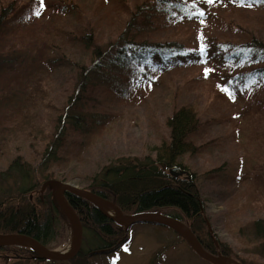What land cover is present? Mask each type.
Here are the masks:
<instances>
[{
    "label": "rangeland",
    "instance_id": "obj_1",
    "mask_svg": "<svg viewBox=\"0 0 264 264\" xmlns=\"http://www.w3.org/2000/svg\"><path fill=\"white\" fill-rule=\"evenodd\" d=\"M0 1L3 4L15 1L18 7L13 24L20 22L19 28L23 29L6 37L8 42L16 41L18 46L25 45L31 49L23 39L38 41L50 27L51 16L57 13L61 21H68L75 37L81 31L91 32L100 52L108 50L121 34L135 42L130 50L134 64L126 70L117 64L108 65L107 79L100 76L91 78L84 101L79 104L81 110L67 111L69 115L79 116L81 124L90 117L98 125L86 127L80 124L78 134L69 135L75 141L68 145L67 159L53 162L51 167L50 158L46 155L50 146L48 136L57 129L50 124V108L40 106L33 125L32 120L23 122L20 115L4 120L2 114L8 115L10 110L0 109V174H3L0 177V199L23 191L30 201L35 200L37 189L32 192L28 189L36 180L41 184V176L50 171L54 172L55 180L84 188L110 165L120 166L127 159L132 164L141 163L145 157L154 159L155 148L168 140L166 119L180 106L194 105L202 111L201 120H208L210 124L194 137V143L202 146L199 152L190 158H179L178 163L192 175L191 180L199 189L203 213L212 228V236L229 248L238 261L264 264V248H257L255 235L246 229L249 222L264 219V189L258 187L254 179L264 157V119L248 114L241 117L239 114L256 94L263 92L264 98V77L251 78L243 87L236 88V93L232 89L220 90V82L214 86L211 83L216 80L214 72L236 74L244 60L234 67L229 62L210 58V54L207 63L205 53L197 56L195 50L204 44L201 41L235 40L237 34L227 33V26L242 29L245 35L247 31L253 32L254 38L264 41L262 8L229 0H182L185 5L180 10L170 8L167 16L145 20L148 16L142 12L134 15L145 0H79V8L72 10L69 16L59 15L63 3L69 0ZM37 11L39 15L35 14ZM178 11L180 14L176 13ZM132 18L137 20L134 19L129 26L127 22ZM26 27L32 33L25 31ZM166 39L175 40L188 57L179 64L180 68L162 76L156 70L162 69V55L154 56L151 63L145 57L155 49L152 45ZM20 52L6 54L5 59L16 58ZM64 54L68 56V62L51 70L54 72L41 69L49 82L47 100L57 108H62L66 98L75 91L80 77L77 68L89 67L94 60L91 50L82 49L77 39L66 45ZM261 114L264 115V111ZM110 117L114 122L107 128L105 122ZM254 130L256 139H252ZM18 156L26 164L24 179L15 176L13 171L5 174L7 164ZM256 192L259 193L257 197L254 196ZM163 213L173 214L170 210ZM65 221L46 245L48 249L62 252L74 242L71 223ZM128 230L130 241L127 244L117 253L93 258L91 264H208L174 232L148 224H135ZM24 256L28 259L22 264H48L35 263L28 254ZM0 264L19 263L0 260Z\"/></svg>",
    "mask_w": 264,
    "mask_h": 264
},
{
    "label": "trees",
    "instance_id": "obj_2",
    "mask_svg": "<svg viewBox=\"0 0 264 264\" xmlns=\"http://www.w3.org/2000/svg\"><path fill=\"white\" fill-rule=\"evenodd\" d=\"M78 1L69 0L67 3L64 2L59 15L69 16L72 10L76 9L77 11L79 8ZM229 1L235 4H241V2L254 4L264 10V0ZM3 3L0 1V64H2V67L0 66V109L10 110V112L8 115L2 114V116L4 120H9L13 116L20 115L23 122L26 123L32 120L33 125L39 107L50 108V111H52L50 113V124L54 129H57L48 136L50 146L47 148L46 155L50 158L51 167L53 162L67 159L68 145L75 141L69 135L74 136V133L78 134L77 130H80V117L75 114L69 115L67 111L69 109L70 111L81 110L79 104L84 101L83 97L87 94L89 83L92 81L91 78L100 76L107 79L109 77V71L106 69L108 65L117 64L126 70L134 64L135 60L131 53L133 46L131 47V45L135 42L132 38H123L124 34H121L108 50L100 52L91 32L81 31L75 37L71 34L72 31L68 27V21H61L57 13L51 16L50 27L40 35L38 41L32 39L29 42L23 39L32 47L31 49L25 45L18 46L19 44L16 41L10 43L6 38L10 34L21 32L23 29L19 28L20 22L13 24L18 14V7H16L15 1ZM183 5L185 4H182V0H145L137 7L134 15L142 12L148 16L147 19H143L150 20L155 16H167L170 8L180 10ZM176 13L180 14V11ZM134 19L136 18L128 20L127 24L129 26L133 24ZM26 29L27 27L24 30L32 33ZM225 29L227 33L237 34V38L233 41H222V39L219 42L212 40L209 43L201 41L204 44L197 46L195 50L197 56L205 53V62L207 63L212 57L216 61L229 62L236 67L240 61L244 60L239 65L240 69L236 74L214 72L216 80L211 81L213 86L220 82V90L222 88L227 91L232 89L236 93L235 89L243 87L251 78L255 76L256 78L264 77V41L254 38L253 32L247 31L245 35L244 30L232 26H227ZM74 39H77L82 49L91 50L94 60L89 67L77 68V74L80 77L75 91L66 98L65 105L62 108H57L51 101L49 103L47 100L49 82L43 77L41 69L47 68L52 73L54 72L51 71L52 69L68 62V56H65L64 48ZM130 39L131 41H129ZM152 46L155 49H151V53L145 58L151 63L154 56L162 55V60L160 59L162 69L156 68L162 76L179 67L180 63H184L183 59L188 57L175 40L166 39ZM202 47L203 51H201ZM19 50L21 52L18 57L12 56L5 59L6 54ZM109 51H111V54H108ZM163 65H168L169 68H165ZM147 75L153 79L151 75ZM218 76L220 77L217 78ZM124 79L127 82L129 81L128 77H124ZM223 79H225V82ZM224 83L227 85H224ZM262 96L263 92L261 95L256 94L255 99L253 98L244 107L242 113L239 112L240 116L244 117L248 114L257 118L259 116L263 120L264 115L261 112L264 111V98ZM226 102L233 105L229 100H226ZM201 112L194 105L189 104L175 109L165 122V126L169 131L168 140L163 141L160 146L155 148L154 159L148 158L147 160V157H145L141 160V163L135 162L133 164L127 159L128 161L120 166L110 165L100 175L97 174L96 178L92 179V183L83 189L111 201L126 216L159 212L176 218L188 224L190 230L208 253L228 257L240 264H246L243 261H238L234 253L216 240L214 236L212 238L205 223L207 218L204 213H201L203 204L199 189L193 182L194 180L174 178L168 173V170L175 166L185 169L181 163H178V159L193 157L201 149L202 146L194 143V137L210 124L208 120H201ZM67 119H72V121L68 122ZM113 122V118L110 117L105 122V126L108 128L110 127L109 123ZM82 124H85L86 127H96L98 125L90 117H87ZM40 128L42 134V127ZM82 133L79 134L83 135ZM256 133L254 130L252 139L257 138ZM49 148L50 151L48 152ZM21 159L22 157L18 156L10 161L7 164L8 171L5 174L13 171L15 176L24 179L27 170H25V162ZM256 172L258 173L254 177L255 183L258 187L264 189V157ZM2 175L1 173L0 177ZM41 177H43L41 184L36 180L28 189L30 192L37 189L35 200L30 201V198L23 191H19L15 196L7 195L0 199V235L24 234L46 246L55 237L57 228L65 220L68 221L56 202L54 189L47 186L41 192L45 182L55 180L54 172H47ZM258 194L256 192L254 196L257 197ZM65 197L80 220L83 229L82 244H85L86 246H83L87 248L82 246L76 256L70 260L51 261L41 258L32 248L15 245L0 248V260H4V263L8 261V263L22 264L28 259L24 255L28 254L31 256V261L35 263L91 264L93 258L117 253L120 248L130 241L129 228L116 223L99 208L83 198L70 193H66ZM167 210L172 211L173 214L163 213ZM137 224H148L157 229L172 232L171 229L155 223ZM247 225L249 226L246 229L252 231L255 235L257 248H264V219L249 222Z\"/></svg>",
    "mask_w": 264,
    "mask_h": 264
},
{
    "label": "water",
    "instance_id": "obj_3",
    "mask_svg": "<svg viewBox=\"0 0 264 264\" xmlns=\"http://www.w3.org/2000/svg\"><path fill=\"white\" fill-rule=\"evenodd\" d=\"M163 166V165H162ZM168 173L174 177L183 176L187 180L192 179V175L180 169L179 167H172L168 170ZM51 187L55 192V199L62 212L68 218L71 223V227L74 231V242L73 247L69 252L60 253L57 251H53L48 249L46 246L42 245L35 239L26 236L24 234H9V235H0V248L8 247V246H28L32 248L41 258L51 261H67L76 256L79 252L82 241H83V229L80 223V220L69 205L66 200V193L73 194L77 197L83 198L88 202L95 205L99 208L106 216L111 218L116 223L124 226L125 228H129L130 226L137 223H155L161 226H165L175 232L178 236H180L191 248V250L203 261L209 264H224L222 260H226L231 262L232 264H240L239 262L220 255H213L208 253L201 245L198 238L195 234L190 230L188 224L183 223L182 221L173 218L168 215L161 214L159 212H148V213H138L130 216H126L122 213V211L111 201L106 200L105 198L100 197L99 195L85 190L83 188H79L77 185L71 183L60 182L57 180H49L45 182L42 186L41 192L45 189V187ZM104 209L111 210L115 216L108 215ZM203 213V211L201 212ZM206 226L208 231L212 235V228L209 224V221L205 219ZM213 238V236H212ZM214 240V239H213ZM214 243L217 245L216 241Z\"/></svg>",
    "mask_w": 264,
    "mask_h": 264
},
{
    "label": "bare ground",
    "instance_id": "obj_4",
    "mask_svg": "<svg viewBox=\"0 0 264 264\" xmlns=\"http://www.w3.org/2000/svg\"><path fill=\"white\" fill-rule=\"evenodd\" d=\"M105 210V212L107 213V214H109V215H111V216H115L114 215V213L111 211V210H109V209H104ZM72 247H73V243L66 249V250H64V251H62V252H60V253H66V252H69L71 249H72ZM223 261V263L224 264H232L231 262H229V261H226V260H222Z\"/></svg>",
    "mask_w": 264,
    "mask_h": 264
},
{
    "label": "snow or ice",
    "instance_id": "obj_5",
    "mask_svg": "<svg viewBox=\"0 0 264 264\" xmlns=\"http://www.w3.org/2000/svg\"><path fill=\"white\" fill-rule=\"evenodd\" d=\"M208 2H212V0H208ZM36 15H39L40 14V12L39 11H37L36 13H35ZM200 15H203V13H200ZM201 51H203V47L201 48ZM207 69H206V73H207ZM126 250V249H125Z\"/></svg>",
    "mask_w": 264,
    "mask_h": 264
}]
</instances>
